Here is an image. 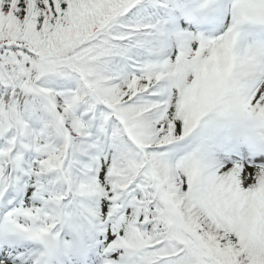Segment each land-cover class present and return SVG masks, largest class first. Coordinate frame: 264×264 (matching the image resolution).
Masks as SVG:
<instances>
[{
	"label": "snow or ice",
	"instance_id": "6c2138e0",
	"mask_svg": "<svg viewBox=\"0 0 264 264\" xmlns=\"http://www.w3.org/2000/svg\"><path fill=\"white\" fill-rule=\"evenodd\" d=\"M0 264H264V0H0Z\"/></svg>",
	"mask_w": 264,
	"mask_h": 264
}]
</instances>
